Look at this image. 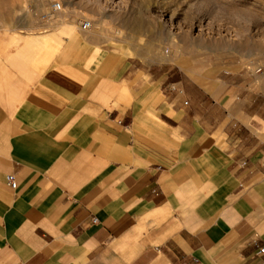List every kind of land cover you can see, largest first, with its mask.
I'll list each match as a JSON object with an SVG mask.
<instances>
[{
	"label": "crops",
	"instance_id": "obj_1",
	"mask_svg": "<svg viewBox=\"0 0 264 264\" xmlns=\"http://www.w3.org/2000/svg\"><path fill=\"white\" fill-rule=\"evenodd\" d=\"M67 44L0 63V264H264V83Z\"/></svg>",
	"mask_w": 264,
	"mask_h": 264
},
{
	"label": "rangeland",
	"instance_id": "obj_2",
	"mask_svg": "<svg viewBox=\"0 0 264 264\" xmlns=\"http://www.w3.org/2000/svg\"><path fill=\"white\" fill-rule=\"evenodd\" d=\"M75 36L83 57L106 50L197 81L240 72L264 83V0H0V63L9 69L47 67Z\"/></svg>",
	"mask_w": 264,
	"mask_h": 264
},
{
	"label": "built area",
	"instance_id": "obj_3",
	"mask_svg": "<svg viewBox=\"0 0 264 264\" xmlns=\"http://www.w3.org/2000/svg\"><path fill=\"white\" fill-rule=\"evenodd\" d=\"M52 11L54 13L61 12L63 10L62 4L59 2L54 1L51 5ZM91 24L89 22H85L83 24V29H88L90 28ZM187 104V103H186ZM7 182L10 184L11 188L16 189L17 188V183L15 181V176L14 175H9L7 176ZM94 222L96 223L97 220L94 219ZM259 255H264V246L260 248L259 250Z\"/></svg>",
	"mask_w": 264,
	"mask_h": 264
}]
</instances>
